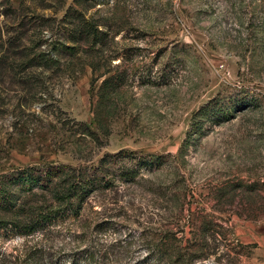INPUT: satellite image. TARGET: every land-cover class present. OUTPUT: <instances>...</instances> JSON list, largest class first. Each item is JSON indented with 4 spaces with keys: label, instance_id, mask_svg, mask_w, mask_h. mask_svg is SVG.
I'll return each mask as SVG.
<instances>
[{
    "label": "rangeland",
    "instance_id": "1",
    "mask_svg": "<svg viewBox=\"0 0 264 264\" xmlns=\"http://www.w3.org/2000/svg\"><path fill=\"white\" fill-rule=\"evenodd\" d=\"M58 209L0 264H264V0H0V221Z\"/></svg>",
    "mask_w": 264,
    "mask_h": 264
},
{
    "label": "trees",
    "instance_id": "2",
    "mask_svg": "<svg viewBox=\"0 0 264 264\" xmlns=\"http://www.w3.org/2000/svg\"><path fill=\"white\" fill-rule=\"evenodd\" d=\"M79 1L82 2V0H79ZM85 26H86V29L88 28L90 29V31L94 30V32L89 31L87 34L88 35L90 34L91 37H93L94 39L93 41H97V38L101 34L98 33V31L94 28V26H89V25H85ZM124 83H125V76L122 74L117 75L116 77H110V78L105 79L101 84L102 96L105 97L107 95H111L115 93ZM218 102L219 101H213L212 103L202 106L193 115L194 119L192 121L193 123L191 126L192 127L191 132L188 133L189 137H192L193 135H197V134L201 136L200 124H201V121L207 116L218 119L220 121L227 120L230 117V112H229L230 110L228 111V110L222 109V106L224 105L219 106L221 103H218ZM215 110H217L216 115L214 113ZM207 119H210V118H207ZM131 158L132 156H130L128 159H130L131 161L132 160L136 161V164L133 165L135 167L126 168L124 166L123 168H121V171L118 174L120 177V180L126 183L132 182L134 180V177H136L140 173L142 168L152 169V168H158V166L160 165L159 157L154 158V159L139 158L137 160L135 158L134 159H131ZM94 184H95L94 180H89L88 182H84L83 184H80V185H71L63 193L56 196L58 203L64 204L66 209L72 208L75 214H77L84 199L89 195V193L93 191V189H96V187H99L101 185L100 182L98 186H95ZM103 185L105 187V185L107 184H103ZM74 200H76V203L72 202ZM5 203L9 204L8 202H5ZM61 210L60 209L50 210L49 212H47L46 214H42L41 216L27 218L25 220H16L15 222L0 221V228L4 229V228H7L9 225L19 235H24V236L31 235L37 230H40L44 226H47L51 222H53L57 218ZM170 249L171 247L165 246V252L169 251ZM165 252H162L161 254L164 255Z\"/></svg>",
    "mask_w": 264,
    "mask_h": 264
}]
</instances>
